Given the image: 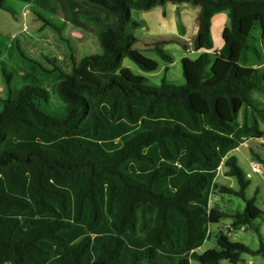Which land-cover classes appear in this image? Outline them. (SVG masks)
Here are the masks:
<instances>
[{
	"label": "trees",
	"instance_id": "obj_1",
	"mask_svg": "<svg viewBox=\"0 0 264 264\" xmlns=\"http://www.w3.org/2000/svg\"><path fill=\"white\" fill-rule=\"evenodd\" d=\"M54 1L63 9L62 0ZM82 1L103 8L114 22L99 25L100 53L72 59L70 72L60 73L64 118L38 107V100H47L45 89L13 92L4 73L9 95L0 107V264H237L242 253L264 258L253 224L264 211L255 197H246L249 180L228 155L264 136V105L251 97L264 95V67L240 64L253 50L248 38L255 24L264 38V0ZM168 3L199 7L192 46L204 52L180 59L185 82L175 85L166 79L172 57L163 47L175 40L155 41L153 51L166 64L155 87L122 61L144 72L158 69L156 60L134 48L137 38L127 29L140 26L132 9ZM0 9L9 11L4 0ZM222 11L223 45L209 53L211 18ZM220 165L237 188L215 181ZM212 193L239 197L244 209L211 206ZM223 219L234 229H253L259 247L232 241L221 230L217 248L197 253L209 225Z\"/></svg>",
	"mask_w": 264,
	"mask_h": 264
},
{
	"label": "rangeland",
	"instance_id": "obj_2",
	"mask_svg": "<svg viewBox=\"0 0 264 264\" xmlns=\"http://www.w3.org/2000/svg\"><path fill=\"white\" fill-rule=\"evenodd\" d=\"M62 1L64 7L62 9L58 6L60 9L59 13L63 15L67 13L68 16H72L70 11V13H68L66 2L64 0ZM24 4L25 1L23 0H4V6L6 8L10 9L14 6L15 9H17V12L13 13L14 11L11 9L10 11L0 9V88H2L0 89V107L2 99L7 98L9 95L8 86L4 76L5 73L10 76L9 87L13 92L22 89L24 86H34L45 89L48 94L47 100H38V107L46 114L62 119L66 115V105L59 96L56 88L57 83L60 80L59 75L60 73L70 72L72 59L76 60L77 58L79 60L85 56L101 52L97 42V35L90 37L87 36L82 42L78 41L73 37L74 35L72 36V32L76 31L72 28V24L64 25L59 28L57 33L44 22L43 15H45V12L42 11L41 7L36 11L31 10L27 15L21 9L24 7ZM97 8L102 11L104 10L100 7ZM77 17L85 21H95L92 17L86 16L82 12H78ZM131 17L135 20L138 19L137 10H131ZM22 28L24 30H21ZM127 30L132 35L141 37V39H138L134 44V48L139 51L140 48L144 47L145 43L148 44L149 42H153L149 40L147 29L128 27ZM25 31H27V33ZM251 33L248 39L251 44H255L256 42ZM12 34L13 37L14 34L18 35V41L15 44H13L14 40H11ZM45 37L46 41L43 42ZM38 40L41 41L38 42ZM18 42L21 45L20 49L23 50L22 53L24 57H21L17 51ZM192 42L193 40L189 43L190 52H192L193 49ZM164 49L171 55L174 54L175 56H177V50H180V52L182 51V49L175 46L174 43H167ZM140 52L159 63L161 62V59L153 51V48L149 50L147 49V51L142 50ZM186 56L191 59L195 57L191 53H186ZM258 60L260 59L258 58ZM176 64L177 65L170 67L166 79L175 85H182L185 81L182 75L180 60H178ZM240 64L248 66L242 61H240ZM122 66L129 68L134 74L145 76L147 78V84L155 87L160 85L161 78L164 75V71L161 69H157L154 72H144L128 58L123 59ZM262 129H264V125L262 126ZM249 147L264 160V143L259 144L257 142H252L249 144ZM238 151H241V155H238V152L232 153V155H237L238 166L243 170L250 181L249 186L245 190V195L247 198L255 197V204L264 211V161H259L254 157L253 159L249 158V151L245 147H240ZM250 159L261 166L259 172L251 171V166L249 165ZM218 182L237 188L236 181L233 177L223 178L220 175L218 176ZM215 203L218 204L220 209L227 212L241 211L245 206L244 201L239 197L228 194L212 193L210 197V205L212 206ZM253 224L258 227L259 233L264 242V217L255 219ZM221 230L226 233L232 241L241 242L250 249H257L259 247V237L253 229L245 228L244 226L234 229L231 226L230 219H223L219 224L209 225L210 234L208 239H206L202 246L197 249V253L201 254L206 249L217 248L216 235ZM154 264H171V262L163 263L158 261ZM190 264L200 263L197 260H191ZM220 264L230 263L226 260H222ZM237 264H264V258L260 255L252 256L250 254L242 253Z\"/></svg>",
	"mask_w": 264,
	"mask_h": 264
},
{
	"label": "crops",
	"instance_id": "obj_3",
	"mask_svg": "<svg viewBox=\"0 0 264 264\" xmlns=\"http://www.w3.org/2000/svg\"><path fill=\"white\" fill-rule=\"evenodd\" d=\"M64 1L66 2L67 7H68V13L71 12L72 16H68L67 13L65 15L60 14L59 13L60 7L58 8L59 5L54 0L25 1V4L23 5L24 7L21 6L23 7L21 9L22 11H24V13L28 15L31 10L36 11L37 9L41 7L42 11L45 12V15H43L44 16L43 18L52 23L53 26H50V25L49 26L51 27V29L55 30L57 33L59 31V28L63 27L64 25L66 26V25L72 24V28L76 30L72 32V36L74 35L73 37L76 40L81 41V42L84 41L87 36L89 37L96 36L100 29L99 25L110 26L114 22V18L112 17V15L108 14L104 10L102 11L96 6L89 5L82 0H64ZM10 9L14 11L13 13L17 12V9H15L14 6ZM178 11H179V16L177 18L176 12ZM78 12H82L86 16L92 17L95 21H85L83 19L81 20L80 18L77 17ZM199 13H200L199 7L191 5L189 3H181L179 5L168 3L163 6L154 7L150 10H137L138 19L136 20L140 22L139 28L147 29L149 40L153 41L152 43L151 42H149L148 44L145 43L144 47L140 48V51L142 50L147 51V49L149 50L153 48L154 42L159 39H174L175 41L169 42V43H174L175 46H177L178 48L180 47L182 49L181 52L180 50H177L178 51L177 56H175L174 54L171 55L166 50L171 55L172 62L167 64L168 71L166 72L165 75L169 73L171 66L177 65L176 62L180 60L182 57L186 56V53H191L195 57H197L200 53L204 52V50L196 51L194 49H192V52L189 51L190 50L189 43L190 41L193 40L194 35L196 33ZM226 24H227V15L225 12L223 11L218 12L212 16L210 30H211L213 48L210 50H205V51L209 53H213L215 51H218L222 47L223 45L222 30ZM21 30H24V29L22 28ZM251 31H252L251 35L254 37V40L256 43L251 44L249 39H248V43L250 47L255 51L248 50L240 61L244 62L245 65H248L251 67H264V38L261 37L259 25L255 24ZM25 32L27 33V31ZM17 38H18V35L14 34V37H13V34H12L11 40H14L13 44H15L18 41ZM136 38L137 40L141 39L140 36L139 37L136 36ZM40 41L41 40H38V42ZM45 41H46V37L43 39V42ZM166 44H164L163 46L164 48ZM183 44L186 45L185 49H183L182 47ZM17 46L21 48V45L19 44V42ZM73 56L76 57L75 55ZM258 58L260 60H258ZM77 60L78 59L76 58L75 61ZM165 65L166 64L161 60V62L159 63L158 69L164 70ZM252 94H251V97L254 100L264 105V95L258 92H252ZM259 125H260V128L262 129L264 122L261 121ZM262 130L264 131V129ZM252 142H257L259 144L260 143L262 144L264 143V136L258 139L250 138L246 140L244 143L240 144L238 147L231 150L228 155H232V153H236V152H238L237 153L238 155H241L240 154L241 151H238V150L240 147H245L249 151L248 152L249 158L253 159L251 151L254 152V150L249 147V144ZM232 156H235L236 159L238 160L237 155H232ZM251 159L249 160L250 166L251 164L254 163ZM224 171H225L224 166L220 165L217 170V175L215 178L216 182H218V176L220 175L223 178L228 177L224 175ZM249 184H250V181H249Z\"/></svg>",
	"mask_w": 264,
	"mask_h": 264
},
{
	"label": "built area",
	"instance_id": "obj_4",
	"mask_svg": "<svg viewBox=\"0 0 264 264\" xmlns=\"http://www.w3.org/2000/svg\"><path fill=\"white\" fill-rule=\"evenodd\" d=\"M251 171L252 172H259L261 170V166L258 163L251 164Z\"/></svg>",
	"mask_w": 264,
	"mask_h": 264
}]
</instances>
